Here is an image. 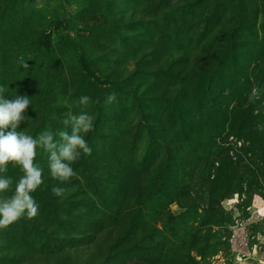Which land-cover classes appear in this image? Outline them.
<instances>
[{
	"label": "rangeland",
	"instance_id": "obj_1",
	"mask_svg": "<svg viewBox=\"0 0 264 264\" xmlns=\"http://www.w3.org/2000/svg\"><path fill=\"white\" fill-rule=\"evenodd\" d=\"M263 30L264 0H0V85L10 100L14 95L31 100L26 109L31 118L18 131L34 137L56 133L69 112L94 117L93 130L84 135L92 154L73 165L77 175L70 181L52 179L47 153L37 149L34 163L44 170L43 183L31 195L39 212L0 229V264L138 262L146 256L129 252L133 245L124 240L143 221H126L133 228L120 221L126 210L137 208L167 247L163 255L147 256L152 264L186 256L198 264H264L259 192L229 190L223 214L210 224L201 210L209 196L193 184L178 202L154 189L172 139L178 148L174 159L187 156L174 167L181 183L189 177L187 166L204 160L182 143L198 121L210 130L199 152L210 151L216 159L221 149H231L233 156L234 144L241 147L227 136L229 123L216 133V119L200 116L213 96L234 107L229 46L264 43ZM113 92L117 101L105 104ZM203 93L206 98L197 99ZM82 95L90 97L87 108L76 105ZM86 157H96L95 169ZM107 171L119 176L117 192L89 181L105 179ZM21 174L8 165L14 183L4 195L12 194ZM53 186L64 187L65 194L55 196ZM193 201L201 209L187 214ZM203 250L204 258L198 255Z\"/></svg>",
	"mask_w": 264,
	"mask_h": 264
},
{
	"label": "trees",
	"instance_id": "obj_2",
	"mask_svg": "<svg viewBox=\"0 0 264 264\" xmlns=\"http://www.w3.org/2000/svg\"><path fill=\"white\" fill-rule=\"evenodd\" d=\"M229 52L234 57L231 69L235 71V76L233 83H231V86H233L231 93L236 104L231 109L221 95L217 97L212 95L213 100L210 108L207 106L200 117L201 119L207 117L208 120L215 118L217 121L213 120L212 123H216V133L219 129L224 131L226 124L229 123L230 132L227 136L235 137L237 142H242L241 147H238L237 143L234 144L233 156H231V149H221L219 154L217 153L216 159L210 151L209 155L199 152L198 150L201 148L199 149L198 145H201L203 135L209 133L210 130L204 127L201 128L200 121H198L186 130L182 143L189 147V152L197 153L204 160H201L198 164L187 166L189 177L181 183L177 179L176 173H174V167L183 162L187 156L182 154L177 160L174 159L178 148H176V141L172 139L169 144L170 152H167L166 161L163 163L158 180L154 184V189L162 197L173 202H178L181 197L189 195L192 187L190 184L199 188L202 194L209 196L208 202L201 209L196 204L197 202L193 201L185 209L187 214L197 213V208L198 212L201 209L205 220L210 224L214 223L215 219L223 214L221 203L229 197V190L242 193L246 189L247 192L252 194L259 192L264 198V43L252 42L242 48L239 42H231ZM253 88L258 90L259 98L251 96ZM187 93L186 90L182 94L184 96ZM196 96L200 100L206 98L204 93ZM180 99L181 95L176 97L178 103ZM173 102H175V99H173ZM211 127H214V125H211ZM88 143H90V139H88ZM173 150L175 152H172ZM95 158L86 157L84 160L86 163L91 161V165L95 169L97 165L94 162L96 161ZM118 177L114 172L107 171L105 179L95 180L90 178L89 181L92 184H94L93 181H96L95 183L110 188L112 185V189L117 192L116 184L118 182L115 184V181ZM119 184L122 187L123 179H119ZM179 191H181L182 196ZM141 217L142 211L137 208V211L134 209L131 211L126 210V213L119 220L123 227L129 223L126 222L128 220L133 222L135 220L143 221L140 222L143 224L142 228L138 232L131 233V236L124 241L126 245H133L129 252L141 255V257L146 256L133 264H152L147 256L153 254L163 255L164 252H167V247L163 244V237L159 235L160 231L148 228L147 223ZM128 227L133 228L131 223ZM198 255L204 258L206 254L203 250ZM190 260L191 257L188 256L183 257L181 260L177 257L171 264L174 262H177V264H198L196 260Z\"/></svg>",
	"mask_w": 264,
	"mask_h": 264
},
{
	"label": "clouds",
	"instance_id": "obj_3",
	"mask_svg": "<svg viewBox=\"0 0 264 264\" xmlns=\"http://www.w3.org/2000/svg\"><path fill=\"white\" fill-rule=\"evenodd\" d=\"M19 63L27 68L23 59ZM7 87L0 85V229L7 228L12 223L26 217L33 219L38 215L39 205L31 195L43 183V168L34 163L37 149L47 153V167L50 177L61 183L70 181L77 175L73 165L82 155L90 156L92 148L86 142L84 135L94 127V117L87 111L78 114L69 112L63 120L64 129L56 133L42 131L33 136L24 130H19L22 122H29L26 109L31 104L27 95H14V99L5 96ZM252 97H258V90L252 89ZM90 97L82 95L76 102L77 107L87 108ZM117 101L115 92L107 94L105 104ZM11 131H6L8 128ZM20 168L21 175L15 181L12 194L4 195L14 181L7 175L8 165ZM52 193L62 197L66 189L53 186Z\"/></svg>",
	"mask_w": 264,
	"mask_h": 264
}]
</instances>
